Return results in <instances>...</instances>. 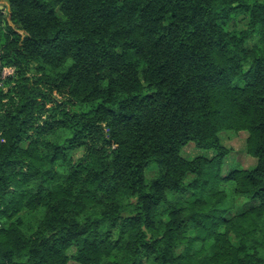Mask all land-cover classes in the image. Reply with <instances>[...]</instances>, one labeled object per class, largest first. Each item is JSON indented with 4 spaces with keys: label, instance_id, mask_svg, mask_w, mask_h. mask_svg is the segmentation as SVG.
I'll return each mask as SVG.
<instances>
[{
    "label": "trees",
    "instance_id": "obj_1",
    "mask_svg": "<svg viewBox=\"0 0 264 264\" xmlns=\"http://www.w3.org/2000/svg\"><path fill=\"white\" fill-rule=\"evenodd\" d=\"M0 2V264H264V0Z\"/></svg>",
    "mask_w": 264,
    "mask_h": 264
},
{
    "label": "rangeland",
    "instance_id": "obj_2",
    "mask_svg": "<svg viewBox=\"0 0 264 264\" xmlns=\"http://www.w3.org/2000/svg\"><path fill=\"white\" fill-rule=\"evenodd\" d=\"M0 8H3L4 15H7L6 8L3 7V4L0 2ZM242 18H238L235 20L236 23L242 24L243 23ZM13 73V69L10 67H4L1 75H0V85L2 86L3 81L6 77L11 76ZM4 85V83H3ZM6 86V85H5ZM7 87V86H6ZM4 87V89H7ZM247 136L246 132H239L238 134H233L229 132H222L221 138L227 147L230 148V153L228 154L227 158L225 159V165L223 167V171L225 172L229 166L235 165V166H243V167H251L254 165V159L253 157L249 156L245 151V138ZM183 155L191 157L197 154V150L195 147H193L192 144H189L184 147L182 151ZM228 165V166H227ZM153 170L150 169L147 170V175H151ZM249 205H252L251 203H243L241 208H246Z\"/></svg>",
    "mask_w": 264,
    "mask_h": 264
},
{
    "label": "water",
    "instance_id": "obj_3",
    "mask_svg": "<svg viewBox=\"0 0 264 264\" xmlns=\"http://www.w3.org/2000/svg\"><path fill=\"white\" fill-rule=\"evenodd\" d=\"M8 21H9V24H10L12 27H14L13 23L9 20V18H8ZM16 31H17L18 33H22V32H23L22 29H16Z\"/></svg>",
    "mask_w": 264,
    "mask_h": 264
},
{
    "label": "built area",
    "instance_id": "obj_4",
    "mask_svg": "<svg viewBox=\"0 0 264 264\" xmlns=\"http://www.w3.org/2000/svg\"><path fill=\"white\" fill-rule=\"evenodd\" d=\"M11 68V67H10ZM12 69V68H11Z\"/></svg>",
    "mask_w": 264,
    "mask_h": 264
}]
</instances>
